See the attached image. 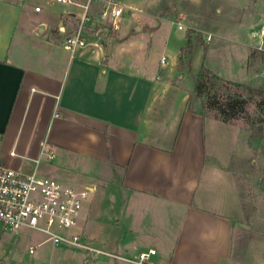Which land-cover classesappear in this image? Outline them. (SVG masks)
I'll return each mask as SVG.
<instances>
[{"label":"crops","instance_id":"obj_1","mask_svg":"<svg viewBox=\"0 0 264 264\" xmlns=\"http://www.w3.org/2000/svg\"><path fill=\"white\" fill-rule=\"evenodd\" d=\"M116 2L133 10L119 30L105 24L100 0H0V156L16 170L39 171L47 143L66 163L49 169L61 180L74 178L68 160L75 156L89 174L77 186L90 190L75 230L107 252L134 260L155 249L150 264H226L246 221L229 169L241 130L189 109L188 92H177L169 61L161 63L163 24L133 0ZM86 11L87 42L70 50L65 34ZM101 165L112 167L102 183ZM61 260L137 264L86 260L75 249Z\"/></svg>","mask_w":264,"mask_h":264},{"label":"rangeland","instance_id":"obj_2","mask_svg":"<svg viewBox=\"0 0 264 264\" xmlns=\"http://www.w3.org/2000/svg\"><path fill=\"white\" fill-rule=\"evenodd\" d=\"M100 1L105 8L106 0ZM133 1L136 8H146L149 11L147 15L163 24L159 55L165 53L169 59V79L172 85L178 87L177 92H188V107L197 112L202 109L204 99L195 95L194 86L198 71L204 67L226 80L264 88V42L260 39L264 25V0ZM101 5L98 4V13ZM131 11L125 9L123 13L127 15ZM141 20L144 23V19ZM170 24L176 25L172 29ZM188 36L193 41L192 52L187 47L184 49ZM167 39L168 46L163 50ZM182 42L184 46L181 47ZM181 57L183 61L180 62ZM190 96L193 97L191 102ZM206 115L215 116L212 111H207ZM263 116L255 102H250L246 112L233 120L241 133L229 169L234 173L242 195L246 221L242 227L236 228L234 256L226 264H264L261 261L264 254V123L260 122ZM261 127L262 132H259ZM78 162L75 156L68 160V169L73 171L74 177L71 180H61L50 173L49 169L65 167L64 160L60 158L43 162L39 171L61 182L78 185L84 183L80 179L89 176ZM111 168L100 166L101 183L112 177ZM121 174L122 171L116 169L114 175L118 178ZM60 232L63 235L69 233L63 229ZM46 238L47 234L38 230L22 229L16 233L0 226V264H35L38 259L63 264L61 258L72 249L60 246L53 250L51 242L41 243ZM34 246L36 252L32 255L29 249Z\"/></svg>","mask_w":264,"mask_h":264},{"label":"built area","instance_id":"obj_3","mask_svg":"<svg viewBox=\"0 0 264 264\" xmlns=\"http://www.w3.org/2000/svg\"><path fill=\"white\" fill-rule=\"evenodd\" d=\"M61 3H70L72 0H56ZM102 17L113 30L120 29V19L123 10L116 0H106ZM39 11L40 7H36ZM90 20L88 11L79 23L75 34L67 38L65 47L74 50L77 46L86 44L87 21ZM260 39L264 42V25L260 32ZM263 49V47H259ZM168 58L163 57L162 64ZM3 134L0 132V142ZM42 155L47 160H54L56 150L47 143L42 146ZM39 163V160H37ZM89 187L70 185L58 179L44 175L37 169L25 173L8 166L0 156V226L10 231L18 232L22 229L38 230L47 234L46 241L54 244H63L72 249L81 251L86 260H94L99 256H110L117 259L133 261L137 264H150L149 258L156 253L155 249L141 252L136 259L123 257L119 254L107 252L87 241L79 232V216L89 196ZM69 233L63 235L60 230ZM34 254L35 246L30 248Z\"/></svg>","mask_w":264,"mask_h":264},{"label":"trees","instance_id":"obj_4","mask_svg":"<svg viewBox=\"0 0 264 264\" xmlns=\"http://www.w3.org/2000/svg\"><path fill=\"white\" fill-rule=\"evenodd\" d=\"M78 28V23L73 24V29L65 34L66 38L75 34ZM51 36L53 38L59 37L58 31L53 30ZM186 47L191 52L194 49L191 36H188L184 49ZM181 61H183L182 57L180 58ZM194 91L197 97L204 99L202 109L199 111L204 117L207 111H212L215 118L232 123L233 120L246 112L250 102H255L257 108L264 115V88L226 80L208 68L204 67L196 75ZM189 99L191 102L193 97L190 96ZM189 109L195 111L191 107ZM260 122L264 123V116ZM262 129V127L259 128V132H262Z\"/></svg>","mask_w":264,"mask_h":264}]
</instances>
